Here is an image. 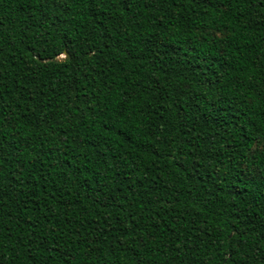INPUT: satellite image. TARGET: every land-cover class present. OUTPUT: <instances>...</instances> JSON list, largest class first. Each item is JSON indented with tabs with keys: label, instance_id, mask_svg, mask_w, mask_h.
I'll return each instance as SVG.
<instances>
[{
	"label": "trees",
	"instance_id": "16d2710c",
	"mask_svg": "<svg viewBox=\"0 0 264 264\" xmlns=\"http://www.w3.org/2000/svg\"><path fill=\"white\" fill-rule=\"evenodd\" d=\"M262 98L264 0H0V264H264Z\"/></svg>",
	"mask_w": 264,
	"mask_h": 264
},
{
	"label": "snow or ice",
	"instance_id": "6c2138e0",
	"mask_svg": "<svg viewBox=\"0 0 264 264\" xmlns=\"http://www.w3.org/2000/svg\"><path fill=\"white\" fill-rule=\"evenodd\" d=\"M259 104L264 105V98H262L261 100H259ZM261 110L264 111V107H262Z\"/></svg>",
	"mask_w": 264,
	"mask_h": 264
},
{
	"label": "water",
	"instance_id": "95a60500",
	"mask_svg": "<svg viewBox=\"0 0 264 264\" xmlns=\"http://www.w3.org/2000/svg\"><path fill=\"white\" fill-rule=\"evenodd\" d=\"M63 57L66 58L67 57V54L66 52L63 53Z\"/></svg>",
	"mask_w": 264,
	"mask_h": 264
}]
</instances>
